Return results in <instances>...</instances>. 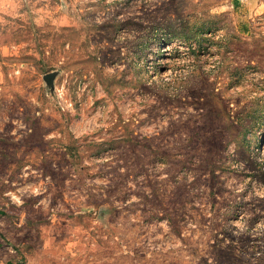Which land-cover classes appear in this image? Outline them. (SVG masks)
Here are the masks:
<instances>
[{
  "label": "rangeland",
  "instance_id": "obj_1",
  "mask_svg": "<svg viewBox=\"0 0 264 264\" xmlns=\"http://www.w3.org/2000/svg\"><path fill=\"white\" fill-rule=\"evenodd\" d=\"M0 264H264V0H0Z\"/></svg>",
  "mask_w": 264,
  "mask_h": 264
},
{
  "label": "water",
  "instance_id": "obj_2",
  "mask_svg": "<svg viewBox=\"0 0 264 264\" xmlns=\"http://www.w3.org/2000/svg\"><path fill=\"white\" fill-rule=\"evenodd\" d=\"M50 78V77H49Z\"/></svg>",
  "mask_w": 264,
  "mask_h": 264
}]
</instances>
